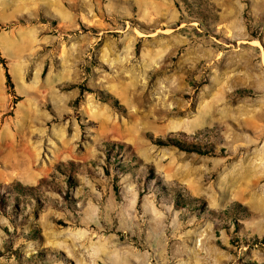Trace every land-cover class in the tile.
<instances>
[{
    "label": "rangeland",
    "instance_id": "374dc122",
    "mask_svg": "<svg viewBox=\"0 0 264 264\" xmlns=\"http://www.w3.org/2000/svg\"><path fill=\"white\" fill-rule=\"evenodd\" d=\"M0 264H264V0H0Z\"/></svg>",
    "mask_w": 264,
    "mask_h": 264
},
{
    "label": "trees",
    "instance_id": "16d2710c",
    "mask_svg": "<svg viewBox=\"0 0 264 264\" xmlns=\"http://www.w3.org/2000/svg\"><path fill=\"white\" fill-rule=\"evenodd\" d=\"M7 79H8V83H10V75L8 73H7ZM154 143L157 144L158 146H177L184 151L201 153V151L195 146H189L175 140H170L169 142H167L162 139H158L155 140Z\"/></svg>",
    "mask_w": 264,
    "mask_h": 264
}]
</instances>
